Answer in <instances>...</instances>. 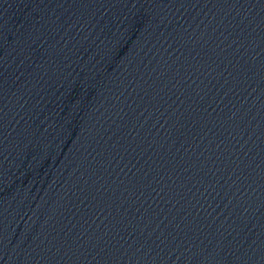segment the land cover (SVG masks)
<instances>
[{"label": "water", "instance_id": "95a60500", "mask_svg": "<svg viewBox=\"0 0 264 264\" xmlns=\"http://www.w3.org/2000/svg\"><path fill=\"white\" fill-rule=\"evenodd\" d=\"M0 264H264V0H0Z\"/></svg>", "mask_w": 264, "mask_h": 264}]
</instances>
